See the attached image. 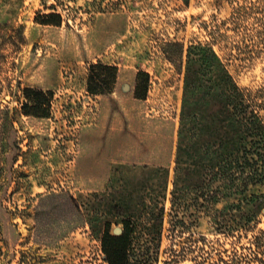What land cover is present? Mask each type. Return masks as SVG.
Returning a JSON list of instances; mask_svg holds the SVG:
<instances>
[{
    "label": "rangeland",
    "instance_id": "1",
    "mask_svg": "<svg viewBox=\"0 0 264 264\" xmlns=\"http://www.w3.org/2000/svg\"><path fill=\"white\" fill-rule=\"evenodd\" d=\"M113 1L0 0V264H109L106 222L116 235L131 217L156 229L161 206L160 264L173 244L186 252L180 264H264V184L240 176L234 196H218L206 166L223 135L214 75L188 92L185 67L162 51L209 44L264 103V0ZM54 5L63 25L41 24ZM98 60L119 68L108 96L86 90ZM141 70L145 99L135 97ZM26 88L55 92L50 118L24 113ZM184 114L202 122L201 151L189 136L178 175Z\"/></svg>",
    "mask_w": 264,
    "mask_h": 264
},
{
    "label": "trees",
    "instance_id": "2",
    "mask_svg": "<svg viewBox=\"0 0 264 264\" xmlns=\"http://www.w3.org/2000/svg\"><path fill=\"white\" fill-rule=\"evenodd\" d=\"M92 1V3L89 2V6L92 5L95 10L103 9V4L97 3V0ZM115 3L121 5L122 0L111 2L112 6ZM53 8L55 12L39 15L37 20H41L40 23L44 25L62 26L63 16L56 12V5ZM162 51L179 71L183 72L185 67V88L188 92L189 89L193 91L198 89L200 78L207 76L205 74L214 75L210 79L213 80L212 89L213 92H219L218 95L221 96L219 98L223 103V108L217 115L223 135L219 137V149L212 153L214 157L206 166L212 172L211 176L214 181L218 180L220 183L217 187L218 196L219 194L222 197L234 196L238 190L237 180L240 176L254 181L255 184H264V115L262 114L264 103L254 102V96L260 93H252L239 87L227 65L209 44L198 42V44L185 47L183 42L167 41ZM149 77L150 75L145 71L141 70L137 73L136 98L145 99L149 91ZM118 78V66L101 60L92 62L88 66L87 93L94 97L111 95L115 91ZM24 95L26 102H23L22 107L26 115L40 118L51 117L54 91L26 88ZM202 127L198 114H184L179 133L181 143L176 153L175 172L178 175L186 170L183 168L186 161L184 153L190 149V147L187 149L189 136L193 142V152L201 151L199 133ZM236 140H238V145L235 143ZM248 140H251L250 145H247ZM178 178L179 176L176 178L177 181ZM177 181L174 183V199L179 191ZM209 194L207 193L208 196ZM261 197L264 198V194ZM212 198L214 195L210 196V199ZM165 214L166 209L161 206L158 214L152 218L157 222L158 228L156 229L142 227V223H138L134 217L125 219L122 221V232L118 235L111 232L112 224L106 222L101 243L107 262L109 264H160ZM169 250L170 259L166 260L165 264H180L186 258V252L181 256L180 252L174 248V244Z\"/></svg>",
    "mask_w": 264,
    "mask_h": 264
}]
</instances>
